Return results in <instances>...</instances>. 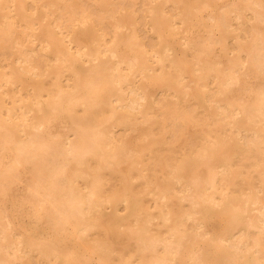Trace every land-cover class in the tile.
Wrapping results in <instances>:
<instances>
[{
	"label": "bare ground",
	"instance_id": "6f19581e",
	"mask_svg": "<svg viewBox=\"0 0 264 264\" xmlns=\"http://www.w3.org/2000/svg\"><path fill=\"white\" fill-rule=\"evenodd\" d=\"M0 264H264V0H0Z\"/></svg>",
	"mask_w": 264,
	"mask_h": 264
},
{
	"label": "rangeland",
	"instance_id": "374dc122",
	"mask_svg": "<svg viewBox=\"0 0 264 264\" xmlns=\"http://www.w3.org/2000/svg\"><path fill=\"white\" fill-rule=\"evenodd\" d=\"M139 6V5H138ZM93 8V7H91ZM143 13V12H142ZM145 28V27H143ZM142 29L141 34L146 35V37H143L145 40L149 39L151 41V35L152 32H148L146 30ZM193 29L194 32L202 31ZM187 30H182L181 32H178L177 36L179 37V40H181V36L185 33L188 34V32H185ZM191 31V32H193ZM145 34H144V33ZM182 33V34H181ZM149 34V35H147ZM180 34V35H179ZM147 40V41H148ZM150 43V42H149ZM124 55L130 56L128 48L123 47ZM66 123L64 122V116H61L58 114L57 116H52L47 127H50V129L55 130L56 132L60 131L62 132L63 129L67 128ZM192 132H197L195 127H191ZM137 133L138 131L132 132V137L134 140H137ZM182 142V140H180ZM31 172L26 169H21V180L15 181L13 183V186L10 191L4 196L3 202L1 203L3 207L7 208L10 212L11 216L18 220V223H23L25 226H27L28 229L35 231L39 227L34 226L35 216L32 215V209L29 206L28 198H27V192H26V186L27 183L30 181ZM111 218V215H108L105 217L106 224L105 228L108 230V235L111 237L112 240H114L118 244H123L126 241V238L124 239V226L121 225L118 221H114ZM21 219V220H20ZM113 221V222H111ZM28 223V224H27ZM31 225V226H30ZM29 226V227H28ZM35 228V229H33ZM21 230H25L24 226H21Z\"/></svg>",
	"mask_w": 264,
	"mask_h": 264
}]
</instances>
